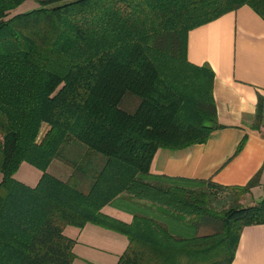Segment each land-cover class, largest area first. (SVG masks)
I'll list each match as a JSON object with an SVG mask.
<instances>
[{
    "label": "trees",
    "instance_id": "obj_1",
    "mask_svg": "<svg viewBox=\"0 0 264 264\" xmlns=\"http://www.w3.org/2000/svg\"><path fill=\"white\" fill-rule=\"evenodd\" d=\"M24 1L0 0V264H74L65 229L87 223L127 238L115 264H231L242 229L264 223V196L244 202L260 171L225 186L150 166L221 126L188 32L242 5L264 19V0H32L13 13ZM263 108L258 95L256 127ZM22 162L34 185L14 177ZM111 203L131 221L103 213Z\"/></svg>",
    "mask_w": 264,
    "mask_h": 264
},
{
    "label": "crops",
    "instance_id": "obj_2",
    "mask_svg": "<svg viewBox=\"0 0 264 264\" xmlns=\"http://www.w3.org/2000/svg\"><path fill=\"white\" fill-rule=\"evenodd\" d=\"M186 55L190 62L208 64L214 71L213 98L221 126L204 143L178 150L158 149L150 171L171 178L211 179L225 186L244 185L260 171V185L246 195L247 202H257L264 196V108L260 127L254 123L258 95L264 97V19L242 5L191 29ZM242 139L243 146L235 153ZM102 212L125 222L132 219L130 209L113 203ZM66 234L76 240V258L87 255L92 259L80 247L103 251L102 244L112 239L123 248L115 255V264L127 246L125 236L91 223L76 235ZM231 264H264V223L242 229Z\"/></svg>",
    "mask_w": 264,
    "mask_h": 264
},
{
    "label": "rangeland",
    "instance_id": "obj_3",
    "mask_svg": "<svg viewBox=\"0 0 264 264\" xmlns=\"http://www.w3.org/2000/svg\"><path fill=\"white\" fill-rule=\"evenodd\" d=\"M36 6L37 4H35L32 0H26L20 6H18L15 10H13V13L27 11L32 8H35ZM44 126L42 130L45 129ZM52 163L53 164L50 166V171L62 177L65 176L67 172L66 167L58 160H54ZM39 176H40V171L27 162H22L14 174V177L17 180L23 181L29 185H34L37 182ZM248 200L249 198L247 199L246 197L244 202L249 203L247 202ZM125 215L126 213L122 214V216H125ZM78 230L79 229L76 227L69 226L65 229V233L74 235ZM81 239L83 240V237H81ZM102 245H104L103 248L105 249L103 251L96 250V249H89L86 247L85 249H82V247H80L81 251L87 252L88 255H91L92 259L90 258V256H87V255L86 257L85 256L83 257L81 256L80 258L77 257L75 264H91V263L93 264H114L115 259H116L115 255L117 254V252L123 249L122 245L120 244V242L114 241L112 239L108 242L105 240L104 244ZM88 261H91V263Z\"/></svg>",
    "mask_w": 264,
    "mask_h": 264
}]
</instances>
